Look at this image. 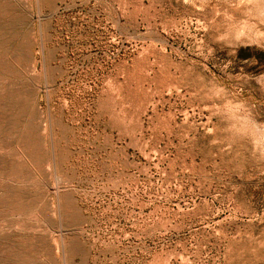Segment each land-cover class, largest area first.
Returning <instances> with one entry per match:
<instances>
[{"label": "rangeland", "instance_id": "374dc122", "mask_svg": "<svg viewBox=\"0 0 264 264\" xmlns=\"http://www.w3.org/2000/svg\"><path fill=\"white\" fill-rule=\"evenodd\" d=\"M261 31L264 0H0V264H264Z\"/></svg>", "mask_w": 264, "mask_h": 264}, {"label": "clouds", "instance_id": "9594fccd", "mask_svg": "<svg viewBox=\"0 0 264 264\" xmlns=\"http://www.w3.org/2000/svg\"><path fill=\"white\" fill-rule=\"evenodd\" d=\"M260 35L264 36V31H261ZM259 79V77H257Z\"/></svg>", "mask_w": 264, "mask_h": 264}]
</instances>
